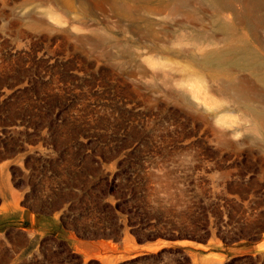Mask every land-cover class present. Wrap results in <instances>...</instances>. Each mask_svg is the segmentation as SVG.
I'll list each match as a JSON object with an SVG mask.
<instances>
[{"label":"rangeland","instance_id":"rangeland-1","mask_svg":"<svg viewBox=\"0 0 264 264\" xmlns=\"http://www.w3.org/2000/svg\"><path fill=\"white\" fill-rule=\"evenodd\" d=\"M264 0H0V264H264Z\"/></svg>","mask_w":264,"mask_h":264},{"label":"bare ground","instance_id":"bare-ground-1","mask_svg":"<svg viewBox=\"0 0 264 264\" xmlns=\"http://www.w3.org/2000/svg\"><path fill=\"white\" fill-rule=\"evenodd\" d=\"M143 1L151 2V1H154V0H143ZM178 1L181 2L182 0H178Z\"/></svg>","mask_w":264,"mask_h":264},{"label":"crops","instance_id":"crops-1","mask_svg":"<svg viewBox=\"0 0 264 264\" xmlns=\"http://www.w3.org/2000/svg\"><path fill=\"white\" fill-rule=\"evenodd\" d=\"M262 245L264 246V239L261 241Z\"/></svg>","mask_w":264,"mask_h":264}]
</instances>
